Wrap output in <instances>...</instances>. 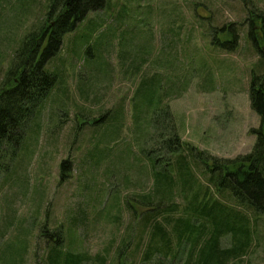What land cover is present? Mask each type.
Wrapping results in <instances>:
<instances>
[{
  "label": "rangeland",
  "instance_id": "rangeland-1",
  "mask_svg": "<svg viewBox=\"0 0 264 264\" xmlns=\"http://www.w3.org/2000/svg\"><path fill=\"white\" fill-rule=\"evenodd\" d=\"M50 1L0 0V88L27 35L43 25ZM256 9L264 13V0H106L65 34L45 63L57 82L0 170V264H50L57 226L64 250L83 254V264L102 258L103 264H143L136 243L145 207L132 197L156 188L147 150L158 133L154 126L145 130L154 112L164 110L159 120L168 123L169 109L186 145L220 159L250 153L256 143L250 128L261 117L251 107L250 85L253 72L264 73V57L245 22ZM144 83L151 97L162 98L149 109ZM154 154L161 156L157 167L170 156ZM191 163L197 181L186 188L178 182L173 196L180 204L208 181L205 164ZM223 196L248 218V244L223 264H264V213L228 191ZM220 243L232 248L235 240L227 233ZM188 253L183 244L166 264H183Z\"/></svg>",
  "mask_w": 264,
  "mask_h": 264
},
{
  "label": "trees",
  "instance_id": "trees-1",
  "mask_svg": "<svg viewBox=\"0 0 264 264\" xmlns=\"http://www.w3.org/2000/svg\"><path fill=\"white\" fill-rule=\"evenodd\" d=\"M105 3L106 0H51L43 25L28 34L17 50L12 67L10 66L0 88V170L8 167L12 154L15 155L20 148L21 139L35 109L57 82L56 73L45 68L46 61L59 51L65 34L74 30L88 13L103 8ZM253 17L261 20L256 21ZM247 21L251 22L249 35L254 48L262 58L263 11L249 10L245 22ZM224 42L219 44L227 46ZM237 42L238 35H235L228 48L235 49ZM142 87L141 95L147 102V109L151 107L153 100H162L160 93L156 98L150 96L151 91L146 83ZM250 100L252 109L261 117L259 126L250 128V133L256 136V143L250 153L233 160L220 159L204 150L186 145L179 136L173 113L169 109L166 111L169 120L166 123L165 118L164 122L159 120L164 110L159 107L154 112L151 124L145 130L150 132L149 128L154 126L158 133V143L147 150L154 167L156 188L151 193L132 197L135 202L145 207L139 215L144 232L139 234L136 243V250H142L140 261L143 264H166L169 259L174 261L179 257L183 244L189 245L188 258L183 264H223L227 259L237 257L239 251L242 252L248 244V218L234 207L228 206L222 197L228 191L239 203H247L248 207L264 213V73L253 72ZM196 150L199 159L194 153ZM3 152H7L6 156H3ZM156 152L170 155L169 158L161 160L164 161L161 167H157L161 156L154 154ZM8 155L11 158H7ZM198 160L201 166L205 164L206 169L203 172L208 176L206 186L189 197L186 204L175 202L173 194L180 180L185 188L192 187V182L197 181L194 174L196 165H192L191 161L197 164ZM63 162L67 168L68 161ZM211 185L218 192L212 191ZM200 191L203 195H200ZM132 200L127 201V205L134 210ZM80 212L84 215L85 210L81 209ZM57 227L58 238L48 244L50 264L87 262L88 259L83 254L77 255L64 250L65 247L61 245L63 230L60 226ZM145 232L148 240L144 238ZM227 233H231L235 240L232 248L221 247V238ZM196 248L198 253L193 258ZM98 261L101 264L105 262L104 258L97 259Z\"/></svg>",
  "mask_w": 264,
  "mask_h": 264
}]
</instances>
